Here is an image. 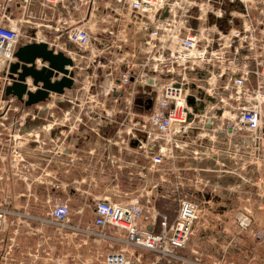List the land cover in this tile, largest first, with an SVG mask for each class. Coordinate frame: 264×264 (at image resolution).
Listing matches in <instances>:
<instances>
[{
  "label": "built area",
  "instance_id": "1",
  "mask_svg": "<svg viewBox=\"0 0 264 264\" xmlns=\"http://www.w3.org/2000/svg\"><path fill=\"white\" fill-rule=\"evenodd\" d=\"M79 1L91 8L90 17L107 11L108 17L125 20L120 27L126 28L130 17V24L141 32V41L134 45L119 25L104 27L93 37L85 25L74 26L67 18L61 22V34L75 45L68 55L75 62L76 92L70 100L78 114L69 130H81L86 126L84 120L90 118L117 122L119 130H127L129 145L138 142L130 148L147 153L148 171L154 173L162 164H171L165 168L169 177L162 176L161 181L171 183L172 173L178 174L175 178L180 181L172 191L178 193L180 206L171 221L154 204L155 185L146 196L137 194L129 202L96 199L93 219L82 228L72 224L73 210L67 202L55 203L48 222L56 232H82L97 252L90 258L51 253L44 264H180L186 260L180 250L189 244L211 199L205 200L204 189L198 190L196 183L185 190L184 170L174 163L192 154L197 160H211L218 154L225 159L228 149L218 151L219 141L232 143L244 133L252 134L256 141L264 135V19L257 22L251 16L254 10H264V0H228L241 3L243 10L238 14L244 21L235 27L234 15L228 18L226 30L218 26L225 0ZM75 6V0H0V95L12 84L8 74L16 51L35 41L47 11H75ZM37 7L41 13L36 12ZM139 96L143 101L138 102ZM191 96L195 104L189 103ZM148 98L153 99L150 110L145 108ZM3 108L0 106V116L6 114ZM128 119L132 122L129 129ZM204 131L207 135L203 136ZM4 146L0 132V182L7 176L2 166ZM58 151V156L66 154L64 147ZM129 174L132 181L141 175ZM10 213L8 201L1 200L0 231ZM236 223L240 233L264 240V232L255 229L252 207L240 209Z\"/></svg>",
  "mask_w": 264,
  "mask_h": 264
},
{
  "label": "crops",
  "instance_id": "2",
  "mask_svg": "<svg viewBox=\"0 0 264 264\" xmlns=\"http://www.w3.org/2000/svg\"><path fill=\"white\" fill-rule=\"evenodd\" d=\"M75 3V11L71 9L65 12V10H60L61 8L47 11V16L43 21L45 26L36 32L35 41H46L58 51L62 50L72 55L75 51V45L68 38H64V35L58 30L57 25H60L62 20L59 15L63 13H69L73 16L75 13L79 15L83 13L92 14L89 6L84 8L79 0H75ZM36 12L41 13L39 7L36 8ZM104 13V11H98L95 15L101 16ZM96 16L91 18H97ZM50 22H55L52 27H55L56 30H53L55 34L53 38L49 39L48 34L53 31L46 34L45 32L49 28L47 26H51ZM136 34L137 31L131 36L134 41ZM40 66L41 61L38 60V67ZM31 85L29 83L30 88ZM75 90L76 88L66 89L63 97L53 93L46 102L32 107H26L17 99L13 100L12 96H6L7 101L3 108V112L6 114L0 116V122L5 121L11 126L8 135L13 142L11 143L12 152L20 148L22 153L20 156L23 157L22 161L25 163L22 164V170L13 169L12 166H9L11 160H8V155L5 154L6 160L2 164L6 167L7 176L0 182V185L3 186V190L10 192L7 196L14 194L15 196H22V198L21 201H12L11 197L6 199L11 213L8 216L5 229L0 231V264L3 262L5 264H44L47 254L51 256V253L59 256L71 255L74 258H90L97 252L92 248V241L88 240L87 242L85 240L84 233H73L69 230L62 233L56 232L53 224L48 222L50 220L48 218L49 212L58 202H67L70 205L73 210L72 224L75 226L85 228L93 219L92 206L89 209L90 216L85 217L84 212L87 203L83 202L74 208L71 196L74 191H80L79 185L86 181L84 179L77 184L75 181L77 176L71 169L73 166L71 163L74 161L73 156L76 152L70 148L75 132L69 130V127L73 124L78 110L73 107L70 98L74 97ZM112 123L110 122L111 125ZM102 125L106 124L102 122L100 126ZM3 131L5 130L0 128V132L3 133ZM202 135H207V132H202ZM29 141L36 143L35 146L30 145ZM48 141L55 142L57 148L64 147L65 155L71 160L65 164L60 162L62 157L58 156L57 153L52 155V158H55L53 162L58 163L55 172H53L55 176L52 177L56 178L57 176L59 180V171H63L65 174L63 172L62 174L66 176L61 178L65 182L58 181L60 184L53 188L56 195L49 193L47 197H44V200H41L38 197L40 191L37 192L32 183L27 182L26 187L22 188L26 189L23 192L18 191L17 185L20 184V179L28 180L36 175V172L31 171L29 166L26 167V163H29L37 155L36 150L39 143H43L44 146ZM208 141L209 139H207V143L210 145ZM125 142V138L121 142H116L118 151L109 156L106 154L109 160L116 158V160H120L119 162L126 163L124 162L125 155H129V152H126L127 147L134 145L128 143L125 145ZM19 143L22 146H19ZM109 147L111 144L106 148V152H108ZM217 148L220 152L228 149L225 159H222L221 155L218 154L216 158L211 160L196 161L194 179H196L197 189L201 191L204 189L205 200L211 199V202L209 209L197 223L189 244L180 250L181 256L186 259L180 264H254L253 261L257 264V259L263 258L264 260V257H261V255L264 256V240H258L246 233H240L236 223V213L244 206L252 207L256 218L255 229L264 232V135L259 140L254 141L252 134L244 133L240 137H236L232 143L226 139L219 141ZM136 163H138V158L127 162V164ZM127 172L135 174L138 171L137 169H128ZM191 173L184 172L185 175ZM86 177L89 179V181L87 180L88 188L85 192L77 193L91 195L93 202L98 198H111L112 195L116 194L114 192L118 193L121 190L120 184L110 188L105 181L108 177L98 178L96 176L94 178L90 174ZM257 178L258 181L252 182ZM185 179H187L186 176ZM117 181L120 182V179ZM71 185L74 191L70 188ZM98 186L101 187L100 193L93 190ZM158 192V195L162 194V189ZM84 199L85 197H81L80 201Z\"/></svg>",
  "mask_w": 264,
  "mask_h": 264
},
{
  "label": "rangeland",
  "instance_id": "3",
  "mask_svg": "<svg viewBox=\"0 0 264 264\" xmlns=\"http://www.w3.org/2000/svg\"><path fill=\"white\" fill-rule=\"evenodd\" d=\"M84 8H86V5H84ZM222 9H223L224 17L218 19L219 21L218 26L220 29L221 28H223L224 30L228 29V25H227L228 18H232L234 15L235 17L233 19V25L235 27L238 25L239 26L242 25L244 18H242V16L238 14V12H241L243 10V6L241 5V3L239 2L231 3L228 0H225L222 5ZM99 10H102V7H100ZM107 13L108 12L106 11L101 16L99 15L96 16L97 18H91L90 16H88V14H85V13H83L82 15L75 13V16H72L69 13H63L59 16L62 19L61 22H63L67 18L68 19L67 21L69 22V24H72L74 26L80 25V24L85 25L87 28L91 30L93 37L94 36L96 37L102 28L111 27L113 25L118 27L119 24L121 23L123 24L125 21L123 19H118L115 17H112V18L108 17ZM251 16L252 18L254 17L257 18L258 19L257 22H259V20L264 19V10H262V12H261V9L254 10L251 12ZM126 21L128 22V26L124 28L123 26L120 27L119 25V29L124 28L125 30H127L129 36H132L134 32L137 31L136 40L133 43L134 45L140 43L141 32L138 30L136 26L130 24L131 23L130 17L127 16ZM61 22H60V25H61ZM50 25L51 26H47L49 27L48 29L44 27L45 29H47L45 34L49 31L56 30L55 27H52L55 25V22H50ZM60 25H57L58 30L61 29ZM54 35H55L54 31L51 32V34H48L49 39L51 37L53 38ZM63 37L65 38L66 35H64ZM253 51L255 54L258 53L256 47L254 48ZM132 86L129 88H132ZM129 88H127V90ZM137 99H140V96L137 97ZM4 101H6L5 94L3 96L0 95V106H5ZM142 113L143 111L139 112L140 115H142ZM98 121H99L98 119H91V118L88 119V121L84 120V123H86V126L82 125L81 130L75 131V135L73 137L74 140H72V144L70 147L71 150H74L76 152L73 156L74 161L71 163L73 165L71 169L75 172V175L77 176L75 181L78 184V182H82L84 179H86V181L83 182L82 185L81 184L79 185L81 189L80 191H74V189L72 188V185L70 186V188L74 191V193L71 194L72 203H73L74 208L78 207L83 202L87 203V206H85L84 213H85V217L90 216L89 209L91 208V206L93 207L92 203H94L92 201V196L87 195V194L85 195V194L77 193V192H85V190L88 188L87 182L89 181V179H87L86 176L90 174V175H93L94 178H96V176L98 178H101L103 176L108 177V179L105 181L110 188L114 187L117 184H120L121 190L118 193L114 192L116 194L111 196V198L113 197L112 199L115 201L129 202L137 194H141V193H144V195L146 196V193L149 191V189L157 185L156 187L157 190L155 189L154 191V194L156 196L154 199L155 206L158 208L159 211H162V213L167 214L169 219H170V215L168 212L169 210L174 211V214L176 216L179 210L180 203H179V197L177 196L178 193H175L172 190L174 189L173 186L176 183H178V181H180V178H175V175H178V174L172 173L171 178L173 181L171 183H169V181L167 182L161 181V177L165 176V168H168L171 164L168 165V162L164 163L162 164L163 166H161L160 169L157 168V170L154 173H152L148 171L147 169L148 162H149V159L146 157L147 153L143 150H137V149L131 150L129 148L130 146L128 147L126 146L127 147L126 152H129V155H125L124 162L126 163L119 162L117 161L118 159L116 160V158L109 160L107 155L109 156L111 153H114V152L117 153L118 151V148L116 147L117 141L121 142L125 138L126 140L125 145H126L127 130H124V131L119 130L120 129L119 124L117 125V123L113 121L111 125L109 120H106L105 122H103L106 125H102L98 127V125L100 124V122ZM1 123L2 121L0 122L1 130H3V128L5 129V131H3V141L6 144L3 147L4 154L8 155L7 156L8 160H11V162L9 163V166H12L13 169L17 168V170L19 169L22 170V167H23L22 164H24L25 161H22L23 157L20 156L22 154L20 152L21 149L19 148L17 151L12 152L13 148L11 147V143L13 142L10 136L8 135L9 128L11 129V126L7 122H5V126H2ZM131 126H132V122L129 121L128 119L127 129H129ZM123 129H126V128H123ZM29 144L32 146H35L36 143L29 141ZM42 144L39 143V146H37L38 148L36 150L37 155L33 157L34 159L31 160L29 163H26V167L29 166L31 171L36 172V175L33 177H30L28 180L20 179L19 181L21 182H19L20 184H18L17 187H18V191L23 192V191H26V189H22L23 187H26L27 185L26 183L27 182L32 183L33 187L36 188L37 192L40 191L38 194L39 195L38 197L41 200H44V197H47L49 193H51L52 195L53 194L56 195L53 188L54 186H58L60 184V182L58 181L65 182V180H63L61 177L66 176V175L62 174L63 171L62 172L59 171L60 172V177L58 176L59 180L57 179V176L56 178L52 177V176H55L53 172H55L56 167L58 166V163L55 164L53 162L55 158H52V155H54L58 151V148H57L58 146H56L55 142L52 143L49 141L46 142L44 146ZM109 144H111V147H109L108 152H106V148L109 146ZM54 145L56 146V148ZM19 146H22V145H20L19 143ZM39 157H42V158H39ZM60 157H62V160L60 162H63L65 164L68 163L69 160H71L70 158H67L65 154ZM134 158H138L137 164H127L128 161H131ZM195 158L196 157L192 154V155H188L187 157H181L177 159L176 162L174 163L175 168H182L184 172H192L191 174L185 175L187 179L183 180L184 183L186 184L185 190H188V188L193 189L196 183V180L194 179L195 178L194 169L196 167L197 159ZM9 166L8 168L10 170ZM120 166L121 168H123V166H127V168L125 169L124 167V169L121 170L119 168ZM128 169L130 170L137 169V171L140 172L141 174L140 177H134V180L132 181L130 179L131 177L130 174L127 172ZM116 171L119 174H115ZM121 171L123 172L121 173ZM116 175L118 179H120V182L117 181L118 179H116L115 177ZM165 177H169V175H166ZM255 181H258V178L257 180H252V182H255ZM0 188L3 189V186L0 185ZM160 189H162V194L165 196V199L168 200V202H166L164 205L165 207H167L166 210H161L158 207V202H159L158 200L160 198H163L161 194L158 195L159 193L158 190L160 191ZM93 190L100 193L101 187L98 186L96 188H93ZM9 193L10 192H8L5 189L4 191L0 190V201L4 199H8L10 197L12 201H21L22 196H15L14 194H12V196H7ZM81 197H85V199L80 201ZM261 257H264V256L261 255ZM256 262L257 264H264L263 258L257 259ZM252 263L255 264V261H253Z\"/></svg>",
  "mask_w": 264,
  "mask_h": 264
},
{
  "label": "water",
  "instance_id": "4",
  "mask_svg": "<svg viewBox=\"0 0 264 264\" xmlns=\"http://www.w3.org/2000/svg\"><path fill=\"white\" fill-rule=\"evenodd\" d=\"M22 42H24L22 40ZM16 61L10 65L8 77L12 84L5 90L7 96L15 97L26 107L46 102L51 94H63L65 89L75 87V62L62 50H57L46 41L31 42L21 45L15 53ZM38 60L41 66L38 67ZM72 69H71V68ZM60 75H62L60 77ZM29 83L35 90L29 87ZM195 104L193 96L188 99ZM152 98L145 101V108L151 109ZM204 106H201V110ZM221 114V111L218 112ZM137 141L133 145H137Z\"/></svg>",
  "mask_w": 264,
  "mask_h": 264
},
{
  "label": "trees",
  "instance_id": "5",
  "mask_svg": "<svg viewBox=\"0 0 264 264\" xmlns=\"http://www.w3.org/2000/svg\"><path fill=\"white\" fill-rule=\"evenodd\" d=\"M158 201H159L158 202V207L161 210H166L167 207H165L164 205H165L166 202H168V200H166L165 197H163V198H160ZM168 212H169V215H170V220L172 221L175 218L174 211L169 210Z\"/></svg>",
  "mask_w": 264,
  "mask_h": 264
},
{
  "label": "bare ground",
  "instance_id": "6",
  "mask_svg": "<svg viewBox=\"0 0 264 264\" xmlns=\"http://www.w3.org/2000/svg\"><path fill=\"white\" fill-rule=\"evenodd\" d=\"M39 36V35H38Z\"/></svg>",
  "mask_w": 264,
  "mask_h": 264
}]
</instances>
